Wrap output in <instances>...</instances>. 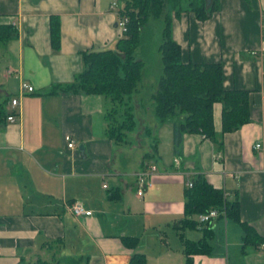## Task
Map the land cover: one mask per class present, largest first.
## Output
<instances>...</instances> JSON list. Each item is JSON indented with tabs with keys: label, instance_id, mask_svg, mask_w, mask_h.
<instances>
[{
	"label": "crops",
	"instance_id": "obj_1",
	"mask_svg": "<svg viewBox=\"0 0 264 264\" xmlns=\"http://www.w3.org/2000/svg\"><path fill=\"white\" fill-rule=\"evenodd\" d=\"M216 1L217 11L204 21L189 11L173 17L171 37L184 62L220 63L224 87L248 91L249 122L224 133L220 148L192 133L177 150L172 122L157 124L146 136L152 142L137 152L106 136L100 95L46 94L74 81L84 69L82 53L115 48L123 35L113 0H0V26L14 30L0 42V264L42 263L57 251L81 264H129L133 254L145 264H186L184 240L198 242L206 230L210 252L192 255V264H264V0ZM51 25L59 31L57 47ZM143 63L131 98L160 76V61L156 79L145 77ZM22 82L34 92L20 94ZM213 127L221 132L220 103L213 106ZM152 161V185L138 197L137 176ZM196 177L237 197L241 222L261 239L257 247L243 248L242 228L223 216L205 228L177 226L186 182ZM75 201L91 215H73ZM124 237L136 238V246Z\"/></svg>",
	"mask_w": 264,
	"mask_h": 264
},
{
	"label": "trees",
	"instance_id": "obj_2",
	"mask_svg": "<svg viewBox=\"0 0 264 264\" xmlns=\"http://www.w3.org/2000/svg\"><path fill=\"white\" fill-rule=\"evenodd\" d=\"M120 0L117 16L128 19L126 33L117 41L114 49L82 53L84 69L74 81L52 85L46 94L84 93L96 94L104 99L103 119L106 136L116 145L129 143L128 133L135 131L136 122L130 104L131 96L138 91L144 63L135 57L140 45L141 31L151 20L162 21L159 54L161 73L151 96L153 112L158 124L169 119L172 122L173 143L177 150L184 134L199 133L212 141L218 148L221 136L237 130L249 122V93L240 89L224 87V73L220 63L184 62L180 46L171 37L172 18L184 11L194 13L204 21L217 11V1L211 0ZM14 33L10 26H0V42L8 40ZM51 41L55 47L59 42V31L51 25ZM221 104V132L213 127V106ZM148 136L151 131L146 129ZM154 143V144H153ZM151 148L156 149V140ZM147 156V155H145ZM192 187L184 193L185 216L177 225L180 229L197 225L194 216L210 209L224 212V217L240 225L244 232L243 248L257 247L260 237L248 224L241 222L237 197L228 199L225 193L213 188L204 179L196 177ZM221 217V216H220ZM210 230L198 242L184 240L183 253L186 264H192L191 256L209 254L207 239ZM123 242L130 248L137 244L136 238L124 237ZM36 264H47L37 262ZM67 264H81L80 259H67ZM129 264H145V257L133 254Z\"/></svg>",
	"mask_w": 264,
	"mask_h": 264
},
{
	"label": "rangeland",
	"instance_id": "obj_3",
	"mask_svg": "<svg viewBox=\"0 0 264 264\" xmlns=\"http://www.w3.org/2000/svg\"><path fill=\"white\" fill-rule=\"evenodd\" d=\"M188 1L189 0H185L184 6L187 5ZM152 20L154 19H151L141 31L140 45L135 52V57L137 59H142L148 64L146 70L147 74L145 73V77L153 76V79H156V66H157V62L160 61L158 44L159 42L161 43V39L159 32L161 34L163 26L161 20H154V21ZM155 88H156V82L152 86L147 84V86H145L144 89L140 88V90L142 89L140 96L137 97L134 96L130 100L133 116L134 119L136 120L137 127H136V131L132 133H128V136H129V143L133 146H136L135 150L137 152L145 148V146L148 144V141L152 142L146 137L148 136V134L145 130L149 129L152 131L154 130V128H156L158 124L157 119L153 112V103L151 97H149L150 94H153L155 92ZM139 107L141 109L140 112L138 114L137 113L134 114L135 108H139ZM173 120L174 119H169L165 123L173 122ZM155 162H157V160ZM152 163L154 165V161H152ZM193 218L195 221L198 222V215L194 216ZM206 226H204V228ZM187 231L189 232L188 234L192 232L191 230L190 231L187 230ZM167 236L174 239V231L172 229H169V231L167 232ZM46 263L67 264V259L64 256H61L57 251L56 255L53 254L48 257Z\"/></svg>",
	"mask_w": 264,
	"mask_h": 264
},
{
	"label": "built area",
	"instance_id": "obj_4",
	"mask_svg": "<svg viewBox=\"0 0 264 264\" xmlns=\"http://www.w3.org/2000/svg\"><path fill=\"white\" fill-rule=\"evenodd\" d=\"M110 8L112 10L115 9H120V0H113V2L110 5ZM127 24H128V19L125 16H119L116 22V25L121 33V35H124L127 31ZM262 29L264 31V19L262 23ZM34 92V88L26 83H21L19 86V93L24 94V93H31ZM18 104V99L13 98L10 101V105L12 107L16 106ZM7 121L9 122H14L15 121V116L14 115H8L6 117ZM65 141L67 143V147L69 149H73L75 147V143L70 137L66 136ZM256 149L260 147L259 144H256L254 146ZM155 170V166L153 164H148L147 167L142 170L139 175L137 176L136 182H135V193L138 197H142L143 194L147 189H149L152 185V183L149 180L150 174H152ZM105 187V185L103 186ZM186 187L191 188L192 187V182L187 181L186 182ZM69 210L71 213L77 217L79 216H89L91 215L90 211H87L84 209L83 205L79 201H75L72 204L69 205ZM223 216L224 217V212H220L217 209H210L206 213H202L198 215V222L197 224L201 226H206L209 223H211L213 220L217 219L218 217ZM261 247H264V245H261Z\"/></svg>",
	"mask_w": 264,
	"mask_h": 264
},
{
	"label": "water",
	"instance_id": "obj_5",
	"mask_svg": "<svg viewBox=\"0 0 264 264\" xmlns=\"http://www.w3.org/2000/svg\"><path fill=\"white\" fill-rule=\"evenodd\" d=\"M207 1V4H209V0H206ZM79 149H82V146L81 147H79Z\"/></svg>",
	"mask_w": 264,
	"mask_h": 264
}]
</instances>
